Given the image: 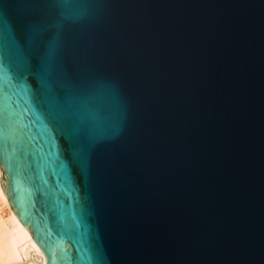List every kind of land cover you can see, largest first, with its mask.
<instances>
[{
	"label": "water",
	"instance_id": "1",
	"mask_svg": "<svg viewBox=\"0 0 264 264\" xmlns=\"http://www.w3.org/2000/svg\"><path fill=\"white\" fill-rule=\"evenodd\" d=\"M0 53L48 264H264V0H0Z\"/></svg>",
	"mask_w": 264,
	"mask_h": 264
},
{
	"label": "bare ground",
	"instance_id": "2",
	"mask_svg": "<svg viewBox=\"0 0 264 264\" xmlns=\"http://www.w3.org/2000/svg\"><path fill=\"white\" fill-rule=\"evenodd\" d=\"M0 165V264H48L46 254L11 208L1 185Z\"/></svg>",
	"mask_w": 264,
	"mask_h": 264
},
{
	"label": "snow or ice",
	"instance_id": "3",
	"mask_svg": "<svg viewBox=\"0 0 264 264\" xmlns=\"http://www.w3.org/2000/svg\"><path fill=\"white\" fill-rule=\"evenodd\" d=\"M2 54L3 53H0V55ZM92 116L97 121H102L104 119V111H103L102 103L97 105V107L92 113Z\"/></svg>",
	"mask_w": 264,
	"mask_h": 264
}]
</instances>
